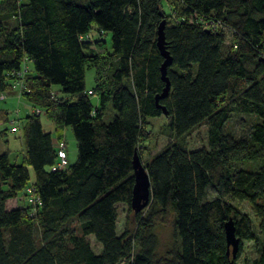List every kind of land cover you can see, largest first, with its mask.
<instances>
[{
    "label": "trees",
    "instance_id": "1",
    "mask_svg": "<svg viewBox=\"0 0 264 264\" xmlns=\"http://www.w3.org/2000/svg\"><path fill=\"white\" fill-rule=\"evenodd\" d=\"M162 20L172 58L158 99L166 114L155 102ZM23 66L19 99L41 111L8 129L22 138L20 162L0 152V264H236L242 240L254 244L249 264H264V0H0V93L17 98ZM41 113L57 142L72 130L76 160L63 170H50L57 143ZM162 114L172 137L204 123L207 146L169 141L147 158L150 199L135 212L132 158L150 137L149 117ZM236 114L254 119L246 135L225 130ZM0 120L10 119L3 111ZM29 185L41 203L34 213L8 207ZM230 200L246 202L255 224ZM118 203L132 228L117 229ZM168 222L172 245L158 254L155 228Z\"/></svg>",
    "mask_w": 264,
    "mask_h": 264
},
{
    "label": "rangeland",
    "instance_id": "2",
    "mask_svg": "<svg viewBox=\"0 0 264 264\" xmlns=\"http://www.w3.org/2000/svg\"><path fill=\"white\" fill-rule=\"evenodd\" d=\"M94 34V32H92ZM95 37V34H94ZM105 38L107 45L110 44V34L105 33L103 35ZM230 34H227L226 43L230 40ZM93 73L92 69H88L86 72V85L87 87H91L93 84ZM52 89L56 92L58 89L57 85H53ZM93 104L96 103V97H90ZM0 108L6 109L8 113V118H13L12 113L17 109L18 110V118L20 121L23 120L25 115L29 112L31 107L24 99L16 98L13 95H8L5 100H0ZM110 113V110H109ZM41 121L43 123L48 122L44 116V113L40 114ZM241 119V120H240ZM243 122H240L242 121ZM254 119L251 116H247L245 114H236L234 115L225 125V130L232 132L236 135H246L249 130V124ZM167 119L165 115H160L158 117H149L148 122L146 124V128L150 132V137L148 140L143 141L141 143V161L144 164V161L159 151L163 146H165L169 141L181 142L184 143L188 149H196L202 146H207V131L206 125L203 123L199 125L194 130L189 133L181 136V137H172L169 134L168 128L166 127ZM242 123L244 125H242ZM6 129V134H0V152L10 151V157L12 162H20L21 160V146H22V138L18 133H11L8 131L9 123L7 121L0 122V130ZM64 140L66 143V147L71 151L75 150V139L70 128H65L64 130ZM26 195V194H25ZM229 200V199H228ZM27 201V199H26ZM233 205H235L241 211L248 213L251 216L255 224L254 215L251 212L249 205L246 202H237L235 200H230ZM16 205V202L13 200L7 201V206L12 207ZM129 228H132L133 220L132 214L127 213L126 207L124 205L119 206V222L118 229L121 230L124 224ZM257 223V222H256ZM155 233L159 240L158 254H163L165 250L171 247L173 235H172V226L171 223H165L163 225L157 226L155 228ZM256 256V251L254 248V244L250 240H242V250L239 258L236 261V264H249L250 260Z\"/></svg>",
    "mask_w": 264,
    "mask_h": 264
},
{
    "label": "water",
    "instance_id": "3",
    "mask_svg": "<svg viewBox=\"0 0 264 264\" xmlns=\"http://www.w3.org/2000/svg\"><path fill=\"white\" fill-rule=\"evenodd\" d=\"M164 25L165 20H162L157 27L156 46L163 56V61L159 66L160 79L164 82L161 91L155 95L156 106L161 108L164 114L166 109L163 105L158 103L159 98H163L168 94L170 83L167 76V67L171 64L172 58L169 52L164 47ZM134 184L132 188L131 208L135 212L142 210L149 202L150 199V180L145 166L141 158L135 151L132 158ZM225 238H226V253L231 254L232 259L236 256L239 249V238L235 234V227L233 220L229 218L224 222ZM232 264V260L230 261Z\"/></svg>",
    "mask_w": 264,
    "mask_h": 264
},
{
    "label": "built area",
    "instance_id": "4",
    "mask_svg": "<svg viewBox=\"0 0 264 264\" xmlns=\"http://www.w3.org/2000/svg\"><path fill=\"white\" fill-rule=\"evenodd\" d=\"M27 69V66H23L17 73L16 76L19 78L17 79V87H16V95L19 98V91L21 90V88L24 87V75H25V70ZM90 92V91H88ZM7 96V94L5 93H0V99H4ZM31 112L34 113H40V109L38 108H34V109H30ZM13 118H11L9 120V131L11 132H17L18 128H19V119L18 118V110L16 109L13 114H12ZM69 164L68 158H67V151H66V143L65 140L62 139L60 141L57 142L56 144V159L55 162L50 166V170L51 171H56V170H63L65 169ZM26 199L27 202L26 204H28L30 206V211L31 213H34L35 209L37 206H39L40 203V199L37 196V194L34 191V188L32 185L27 186L26 188Z\"/></svg>",
    "mask_w": 264,
    "mask_h": 264
},
{
    "label": "crops",
    "instance_id": "5",
    "mask_svg": "<svg viewBox=\"0 0 264 264\" xmlns=\"http://www.w3.org/2000/svg\"><path fill=\"white\" fill-rule=\"evenodd\" d=\"M92 73H93V70H92ZM5 100V99H4ZM3 111L4 112H6V115L8 114L7 113V110L6 109H2V108H0V118H1V116H3ZM29 112H30V110H29ZM28 114V113H27ZM2 120H0V122H1ZM42 127H43V129L45 130V131H47V132H50L51 133V135H52V138H53V144H54V142L56 141V139H55V136H54V125L52 124V123H50V122H46V123H43L42 122ZM0 134L1 135H5L3 132H2V130H0ZM63 139H64V136H63ZM56 143H57V141H56ZM56 145V144H55ZM22 151H23V143H22V146H21V157H22ZM66 151H67V158H68V161H69V163L70 164H73L74 162H75V160H76V143H75V150H69L67 147H66ZM4 152H6V151H4ZM7 152L9 153V156H10V151H8L7 150ZM29 171H30V178H31V180H33L34 179V174H33V171L31 170V169H29ZM8 200H13L14 202H16V205H13L12 207H21V206H24V205H26V196H25V193H19L18 194V196L17 197H15V198H11V199H8ZM7 200V201H8ZM118 206H121V203H118L117 204ZM118 222H119V207H118V218H117V229H118ZM88 239H89V241H90V244H91V246L94 248V250L95 251H99V249H100V244L99 243H97L96 241H95V239H94V237L92 236V235H89L88 236Z\"/></svg>",
    "mask_w": 264,
    "mask_h": 264
}]
</instances>
